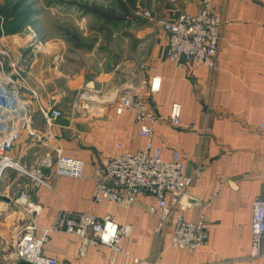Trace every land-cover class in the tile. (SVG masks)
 I'll return each instance as SVG.
<instances>
[{
    "label": "crops",
    "instance_id": "1",
    "mask_svg": "<svg viewBox=\"0 0 264 264\" xmlns=\"http://www.w3.org/2000/svg\"><path fill=\"white\" fill-rule=\"evenodd\" d=\"M214 1L222 28L213 69L176 66L166 57L168 34L156 23L162 31L160 40L145 46L139 61L133 56L126 67H121V62L109 67L101 62L99 66L96 62L80 65L66 49L31 48L29 33L5 36L10 46H18L21 68L38 90L40 103L48 107L55 97L63 112L48 128L39 104L32 101L33 127L42 139L27 132L18 135L15 159L33 164L23 159L24 153L36 157L46 143L60 144L66 154L85 162L80 178L55 176L46 170L50 186L33 187L28 178L16 187L8 184L12 187L6 194H30L31 216L40 232L49 228L60 212L88 211L133 226L122 246L143 258L140 264H264V254L251 256L253 203L264 199V129L260 127L264 122V0ZM197 5V0H185L182 8L194 11ZM154 9L156 15L163 11L170 16L166 9ZM179 14H171L170 20ZM155 75L161 77L160 90L151 93L147 89L146 95L162 119L149 138L141 134L133 110L118 114L115 105L100 93L148 82ZM85 93L87 96H82ZM174 102L182 105L178 126L169 121ZM150 141L162 148L164 159L179 150L193 177L185 196L189 204L185 215L191 220L204 215L210 227L207 242L194 252L171 245V223L162 232L156 231L155 218L147 210L151 196L140 195L128 210L109 200L97 203L93 199L94 166L119 150L143 149ZM13 171L9 169L4 180H10ZM4 231L0 230V264H25L5 251ZM80 243L75 234L51 232L46 254L70 264H108L114 254L98 243L89 244L81 254ZM117 260L127 264L131 258L118 254Z\"/></svg>",
    "mask_w": 264,
    "mask_h": 264
},
{
    "label": "built area",
    "instance_id": "2",
    "mask_svg": "<svg viewBox=\"0 0 264 264\" xmlns=\"http://www.w3.org/2000/svg\"><path fill=\"white\" fill-rule=\"evenodd\" d=\"M197 3L194 11L184 10L175 20L157 17L149 9H144L142 13L168 34L166 57L176 66L194 64L213 69L221 38L222 16L214 0H197ZM4 23L5 18L0 12V41L5 37ZM29 46L37 47L33 43ZM22 58L21 53L13 49H7L0 55V85H3L0 90V182L9 169L18 171L20 177H27L33 187L41 184L50 186L46 170L55 176H84V160L66 154L60 144L44 143L45 149L35 157L31 165L15 159L13 151L18 135L27 132L42 139L33 127L32 101L39 104L48 128L63 115L62 110L56 106L55 97H52L48 107L40 103L38 90L21 68ZM160 87L161 77L155 75L148 82L130 83L120 89L101 92L100 97L112 102L118 114L126 109L133 110L141 134L150 138L162 117L147 98L146 90L154 93ZM181 113L182 105L174 102L169 114L172 125H180ZM260 127L264 129V122ZM121 146L118 143V149ZM92 178L93 199L97 203L109 200L128 210L137 203L140 195L151 196L153 201L147 210L155 218V229L160 233L171 223L170 243L174 247L194 252L207 242L210 227L206 217L201 215L191 220L185 215L189 207L185 196L192 187L193 177L188 173L186 160L179 150H174L169 159H164L162 148L151 141L140 150H119L94 166ZM16 199L17 202L27 203L33 213L28 192H22ZM251 223V256L257 258L264 254V199L254 201ZM132 230V225L119 224L110 216L99 217L81 211L60 212L53 224L40 232L34 218L30 216L25 225L17 228L8 255L27 264H70L46 254L45 244L49 234L61 231L80 238L81 254L86 253L89 244L98 243L108 246L114 252L108 264H120L118 254L131 258L127 264H140L144 259L122 246V239L129 236Z\"/></svg>",
    "mask_w": 264,
    "mask_h": 264
},
{
    "label": "rangeland",
    "instance_id": "3",
    "mask_svg": "<svg viewBox=\"0 0 264 264\" xmlns=\"http://www.w3.org/2000/svg\"><path fill=\"white\" fill-rule=\"evenodd\" d=\"M183 1L185 0H0V12L5 18V36L29 33L36 48L66 49L71 59L74 58L80 65L84 63L92 66L96 62L99 66L101 62L109 67L121 62V67H126L133 56L139 61L145 46L160 40L162 31L152 19L143 15V10L155 11V6L159 10L166 9L170 16H165L163 11L157 15L156 11L152 12L157 17L170 20L173 18L171 14L177 12L178 15L184 10ZM7 49L19 51L18 46H10L4 37L0 41V55ZM2 87L0 85V90ZM13 155L15 156V152ZM23 159L34 162L35 155L30 152L29 157L24 154ZM21 163L25 164L23 160ZM13 172L14 176L10 180L3 178L0 182V203L4 207L0 210V230L5 229V251H11L17 228L25 225L31 216L30 206L17 202L16 198L22 192L13 196L5 193V190L12 187L8 184L13 183V187H16L27 179L25 176L20 177L18 171ZM12 197L14 200H11Z\"/></svg>",
    "mask_w": 264,
    "mask_h": 264
},
{
    "label": "bare ground",
    "instance_id": "4",
    "mask_svg": "<svg viewBox=\"0 0 264 264\" xmlns=\"http://www.w3.org/2000/svg\"><path fill=\"white\" fill-rule=\"evenodd\" d=\"M42 112V111H41ZM43 114V113H42ZM44 116V115H43Z\"/></svg>",
    "mask_w": 264,
    "mask_h": 264
}]
</instances>
